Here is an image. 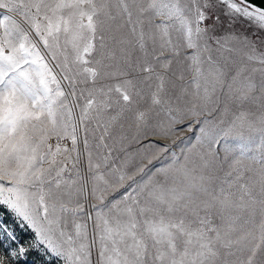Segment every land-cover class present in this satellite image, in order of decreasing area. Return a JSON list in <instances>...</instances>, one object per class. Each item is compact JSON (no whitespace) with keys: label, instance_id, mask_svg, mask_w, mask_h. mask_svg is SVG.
Returning a JSON list of instances; mask_svg holds the SVG:
<instances>
[{"label":"snow or ice","instance_id":"1","mask_svg":"<svg viewBox=\"0 0 264 264\" xmlns=\"http://www.w3.org/2000/svg\"><path fill=\"white\" fill-rule=\"evenodd\" d=\"M0 264H264V0H0Z\"/></svg>","mask_w":264,"mask_h":264}]
</instances>
